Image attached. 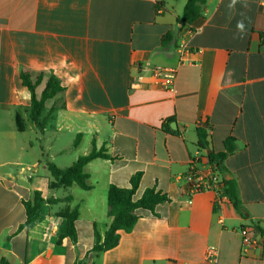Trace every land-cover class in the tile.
I'll return each instance as SVG.
<instances>
[{
	"label": "crops",
	"instance_id": "obj_1",
	"mask_svg": "<svg viewBox=\"0 0 264 264\" xmlns=\"http://www.w3.org/2000/svg\"><path fill=\"white\" fill-rule=\"evenodd\" d=\"M186 1L0 0V259L203 264L215 246L216 264H264V7L260 0H207L204 15L182 26ZM182 43L190 51L185 62ZM161 66L176 69L174 91L157 84ZM22 74L42 76L38 97L51 75L63 87L45 102L44 129L31 119ZM198 128L208 131L215 152L236 139L222 176L236 181L238 208L213 192L189 197L184 175L200 150ZM94 145L110 157L86 165L91 189L50 190L47 161L67 168ZM136 173L135 200L154 188L170 201L155 212L138 209V223L120 231L118 246L93 252L95 229L104 237L111 224L109 187L129 188ZM35 191L45 202L20 230L23 202ZM65 208L79 211L76 242L64 237L67 221L57 213ZM246 227L257 242L249 249Z\"/></svg>",
	"mask_w": 264,
	"mask_h": 264
},
{
	"label": "trees",
	"instance_id": "obj_2",
	"mask_svg": "<svg viewBox=\"0 0 264 264\" xmlns=\"http://www.w3.org/2000/svg\"><path fill=\"white\" fill-rule=\"evenodd\" d=\"M206 3L207 0H187L181 15L177 17V22L182 26L192 24L195 20L204 15ZM41 79L42 76L33 80L31 75L22 74L23 84L30 90L32 95L31 119L40 129H44L48 121V118L43 115L45 102L63 91V87L61 86L59 79L56 76L51 75L46 82L43 92L38 97L36 94V88L40 84ZM16 123L18 129L23 131L24 125L19 115L16 117ZM166 129L170 130L169 128ZM79 138L80 136L75 140L74 146H77ZM197 147L202 151H212L210 154H207V159L211 164H214L216 169L223 175L227 172L225 160L236 151L237 143L235 138L229 137L224 142V151L215 152L211 147L208 131L204 128H198ZM109 157L110 156L106 154L104 149L97 150L94 145L92 151L88 155L80 156L67 168H59L53 162L47 161L46 164L51 175L49 182L50 190L69 188L73 184H77L83 190L91 189V186L88 183L89 174L85 171L86 165L96 158L108 159ZM140 180L141 174L136 173L131 178V186L129 188H120L115 185L109 187L107 195L108 215L111 217V224L104 237H102L95 229L96 242L92 248L93 252L102 253L118 246L120 241V231L130 233L138 223V220L140 219L137 214L138 209H146L155 212L157 205L170 201L168 195L162 194L154 188L147 189L141 198L135 200L134 195L138 189ZM224 182L227 195L234 206L238 208L239 195L236 181L234 179L224 178ZM66 200L70 202L72 197L68 196ZM44 202L45 200L40 191H35L32 200L23 202L27 218L25 223L20 225V230L36 221ZM48 202L53 203L55 201L54 199H48ZM57 215L63 217L67 221V232L64 237H70L73 242H76V221L79 217L78 208H65L57 213ZM261 233L264 236V230H262ZM0 264H10V262L7 258L2 257L0 259Z\"/></svg>",
	"mask_w": 264,
	"mask_h": 264
},
{
	"label": "built area",
	"instance_id": "obj_3",
	"mask_svg": "<svg viewBox=\"0 0 264 264\" xmlns=\"http://www.w3.org/2000/svg\"><path fill=\"white\" fill-rule=\"evenodd\" d=\"M260 5L264 7V0L259 1ZM178 52L180 54L182 62L187 61L185 56L190 53L188 46L182 43ZM0 54H1V36H0ZM154 77L157 84L170 90H175V79H176V69L172 67H156L154 69ZM207 154L198 150L196 155L191 158L189 163V169L184 175V179L187 184L188 195L192 197L195 194L201 192H213L217 195L219 199L228 198L226 193V185L224 182V177L216 169L214 164H211L207 159ZM205 162V163H204ZM191 202V199H189ZM255 229L246 227L241 230L242 243L244 249H249L255 247L257 242L254 238ZM217 260V248L215 246H209L205 261L203 264H216ZM189 264V263H185Z\"/></svg>",
	"mask_w": 264,
	"mask_h": 264
},
{
	"label": "rangeland",
	"instance_id": "obj_4",
	"mask_svg": "<svg viewBox=\"0 0 264 264\" xmlns=\"http://www.w3.org/2000/svg\"><path fill=\"white\" fill-rule=\"evenodd\" d=\"M12 168H13V167H11V169H12ZM6 187H7L9 190L12 189V187H11L9 184H6ZM75 189H76V190H75V191H76V195H77V192H78V193H83V192H82L83 190L80 189L78 186H76ZM60 191H61V192H60V195H62V194H63V192H62L63 190L61 189ZM75 191H74V192H75ZM3 197H13V196H12L10 193L4 191V195H3Z\"/></svg>",
	"mask_w": 264,
	"mask_h": 264
},
{
	"label": "water",
	"instance_id": "obj_5",
	"mask_svg": "<svg viewBox=\"0 0 264 264\" xmlns=\"http://www.w3.org/2000/svg\"><path fill=\"white\" fill-rule=\"evenodd\" d=\"M212 151L211 150H209V151H207V154H210Z\"/></svg>",
	"mask_w": 264,
	"mask_h": 264
}]
</instances>
